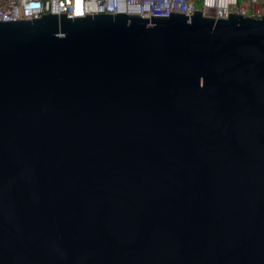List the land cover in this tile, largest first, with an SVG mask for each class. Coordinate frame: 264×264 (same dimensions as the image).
<instances>
[{
    "label": "water",
    "instance_id": "1",
    "mask_svg": "<svg viewBox=\"0 0 264 264\" xmlns=\"http://www.w3.org/2000/svg\"><path fill=\"white\" fill-rule=\"evenodd\" d=\"M0 264H264V17L0 23Z\"/></svg>",
    "mask_w": 264,
    "mask_h": 264
},
{
    "label": "built area",
    "instance_id": "2",
    "mask_svg": "<svg viewBox=\"0 0 264 264\" xmlns=\"http://www.w3.org/2000/svg\"><path fill=\"white\" fill-rule=\"evenodd\" d=\"M190 10L259 20L264 17V0H0V23L37 19L45 14L67 19L95 14L190 16Z\"/></svg>",
    "mask_w": 264,
    "mask_h": 264
},
{
    "label": "rangeland",
    "instance_id": "3",
    "mask_svg": "<svg viewBox=\"0 0 264 264\" xmlns=\"http://www.w3.org/2000/svg\"><path fill=\"white\" fill-rule=\"evenodd\" d=\"M194 8H197V5H195Z\"/></svg>",
    "mask_w": 264,
    "mask_h": 264
}]
</instances>
